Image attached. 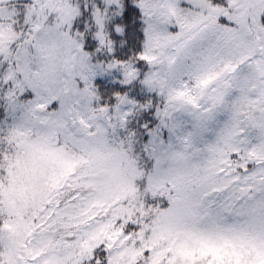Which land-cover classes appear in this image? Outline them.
Wrapping results in <instances>:
<instances>
[{
	"label": "snow or ice",
	"instance_id": "snow-or-ice-1",
	"mask_svg": "<svg viewBox=\"0 0 264 264\" xmlns=\"http://www.w3.org/2000/svg\"><path fill=\"white\" fill-rule=\"evenodd\" d=\"M0 264H264V0H0Z\"/></svg>",
	"mask_w": 264,
	"mask_h": 264
}]
</instances>
